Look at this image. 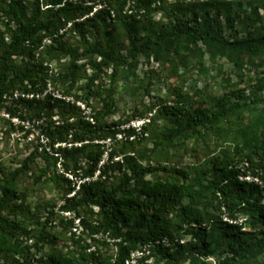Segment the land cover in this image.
I'll list each match as a JSON object with an SVG mask.
<instances>
[{
    "label": "trees",
    "instance_id": "trees-1",
    "mask_svg": "<svg viewBox=\"0 0 264 264\" xmlns=\"http://www.w3.org/2000/svg\"><path fill=\"white\" fill-rule=\"evenodd\" d=\"M167 3L0 0V121L19 120L27 138L40 132L19 168L9 172L0 164L1 264H212L210 258L213 264H264V109L243 101L241 92L194 108L192 95L180 87L169 101L130 120L109 121L117 84L129 80L141 59L171 64L179 58L185 70L189 59L201 62L206 54L238 68L245 59L264 65V0H248L246 16L237 12L244 8L239 0L196 2L183 10L187 20L173 11L174 25L142 36L121 21L150 24ZM109 20L126 28V53L108 39L87 41ZM68 34H79L81 43L70 44ZM58 59L68 62L56 71ZM103 75L109 86L101 83ZM83 81L79 95L74 90ZM231 96L240 101L232 103ZM243 111L252 117L222 158L187 170L152 166L158 149L196 141L206 130L220 132ZM132 120L143 124L136 128ZM27 121L30 129L21 126ZM236 155L245 170L234 165ZM161 172L165 177L149 178ZM29 174L33 187L61 200L58 208L26 200L29 189L21 183ZM55 227L60 231L53 234ZM61 240L68 246L59 249Z\"/></svg>",
    "mask_w": 264,
    "mask_h": 264
},
{
    "label": "rangeland",
    "instance_id": "rangeland-1",
    "mask_svg": "<svg viewBox=\"0 0 264 264\" xmlns=\"http://www.w3.org/2000/svg\"><path fill=\"white\" fill-rule=\"evenodd\" d=\"M206 0H168L165 9L153 14L150 24L148 21L136 22L134 20L122 19L121 21L130 24V26L136 30L139 36L147 34L151 29L166 30L171 25H174L173 11H177L178 17L187 20L183 10L191 7L196 2H203ZM238 1V0H232ZM243 2L244 8L237 10L241 12L242 16H246L251 13V8L248 6V0H239ZM100 5V4H99ZM98 5V6H99ZM179 7L182 9L180 11ZM131 13V11H130ZM260 14L264 18V11L260 9ZM121 21H110L106 26L99 30H95L92 35L87 34L86 39L88 42L94 43L95 40L106 42L108 39L111 43L122 52H127V46L129 40L126 34V28ZM240 30V25L237 26ZM234 33L233 31L227 32L226 35ZM66 39L70 44L79 45L81 43L80 35L68 34ZM205 51V49H203ZM68 59H58L52 63V67L57 71L63 69L67 64ZM189 69L185 70L181 66L179 58L174 59L171 64H162L153 60L147 61L141 59L138 61L137 69L129 75V80L122 79L116 86L115 97L117 99V110L114 116L109 121L116 122L119 120H130L135 116H138L142 111L148 108L169 101L173 98L172 94L175 89L182 87L185 92H188L193 97V107H210L214 98H221L224 95H238L241 92L243 101H248L250 106H258L259 109H264V86L260 88V80L264 78V65L259 59L250 61L245 59V65L242 68H238L227 58L211 59L209 54L204 55L201 62L198 58L189 59ZM135 73V75L133 74ZM90 74V71L88 72ZM177 74V75H176ZM148 82L152 84L149 85ZM85 81L80 82L77 85V94L81 95V85ZM104 86H109L108 76H102V82ZM148 87L146 93L145 89ZM55 96H61L60 88L51 89ZM231 96L232 103L240 101L237 97ZM72 99V98H71ZM93 103V101H92ZM96 103V102H95ZM83 106L84 103H79ZM5 120L9 121L7 115L2 114ZM252 117L251 112H239L234 117L222 125L220 132L217 130L203 131L201 136L196 141L182 140L176 142L175 146L169 150H157V156L153 155L151 162L152 166H157L158 163L162 166H174L183 170H187L190 166H199L211 160L212 158H222L225 155L228 141L235 136V132L243 127H246ZM10 125L7 122L0 121V164H3L7 171L11 172L20 167V162L25 159L30 150L34 146L38 145L39 131L32 133L29 138L25 132H21L17 126L20 121L14 119ZM143 122L138 120H132L131 125L136 128L142 126ZM21 126H25V129H30V123L27 121ZM152 148V145H149ZM235 160H234V159ZM242 155L232 156L233 163L245 170L246 165L243 161ZM157 177H165L161 172L156 176L150 175V179H156ZM252 177H245L246 180H251ZM22 187L29 189L26 200L32 204V207L36 205L56 204L57 208L62 204L59 201L54 192L47 190L38 191L32 186L31 175H27L22 178ZM42 208L43 214H46L44 207ZM69 214H63L60 216L70 217ZM71 218V217H70ZM247 231H250L249 226L246 227ZM60 230L58 227L51 229L50 232L58 233ZM75 231V229H74ZM68 246L66 240L59 241L58 248L62 249ZM48 251V249H46ZM113 251L109 253L112 255ZM216 261L215 258H210V262ZM261 263L264 262V254L259 258ZM148 264H152L150 261Z\"/></svg>",
    "mask_w": 264,
    "mask_h": 264
},
{
    "label": "built area",
    "instance_id": "built-area-1",
    "mask_svg": "<svg viewBox=\"0 0 264 264\" xmlns=\"http://www.w3.org/2000/svg\"><path fill=\"white\" fill-rule=\"evenodd\" d=\"M74 1H76V0H74ZM99 9H100V6L98 7ZM57 97H60V96H57ZM70 100V99H69ZM68 100V101H69ZM79 105H82V104H79ZM82 107H84L83 105H82ZM42 142H45V139L44 138H42ZM65 214H69L68 216H70L71 217V214L70 213H65ZM76 226H78V222H76ZM75 231H76V228H75ZM1 264V263H0Z\"/></svg>",
    "mask_w": 264,
    "mask_h": 264
}]
</instances>
